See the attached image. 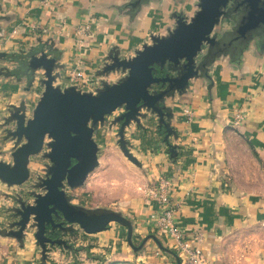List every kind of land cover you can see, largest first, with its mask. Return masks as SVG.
I'll list each match as a JSON object with an SVG mask.
<instances>
[{
    "label": "water",
    "instance_id": "water-1",
    "mask_svg": "<svg viewBox=\"0 0 264 264\" xmlns=\"http://www.w3.org/2000/svg\"><path fill=\"white\" fill-rule=\"evenodd\" d=\"M229 1L232 3L227 7ZM236 1L196 0L191 15L184 10L171 12L172 25L163 34H150V42L143 43L131 57H121L119 49L112 47L96 73L100 80L93 91H82L76 85H56L63 66L59 64L61 52L50 40L38 38L28 49L0 51L1 78L12 79L18 85L24 82L26 93L35 84L41 88L30 111L25 99L6 107L2 126H11L4 129V139L12 142L11 162L0 161V182L7 187L21 186L30 177V159L41 154L47 160L43 176H37L25 192L8 195L13 202L9 209L13 220L0 228V238H12L22 248L26 231L32 230L39 248L38 264L49 261L48 249L53 246L69 253L73 264H77L79 252L104 263L100 255L90 254L89 246L49 238L47 228L51 232L58 229L67 234L92 235L116 223L125 228L126 243L134 253L151 239L160 251L180 264L177 255L155 235H148L134 245L133 224L121 212L73 204L68 190L83 186L98 166L99 146L94 134L104 127L109 131L116 129L120 153L137 168L142 165L125 138L132 124L140 129H144L143 124L161 128L169 157L176 158V145L169 142L170 137L177 138L171 126L173 112L166 101L183 96L192 81L203 80L211 88L210 68L220 58L231 66L241 67L254 37H257L255 46L258 43L264 47V0H243L247 10L232 15ZM160 2L126 0L114 8L133 22L145 6ZM226 19L234 25L218 34L215 28ZM114 74L119 77L109 82L108 76Z\"/></svg>",
    "mask_w": 264,
    "mask_h": 264
},
{
    "label": "crops",
    "instance_id": "crops-1",
    "mask_svg": "<svg viewBox=\"0 0 264 264\" xmlns=\"http://www.w3.org/2000/svg\"><path fill=\"white\" fill-rule=\"evenodd\" d=\"M125 1L0 0V17H3L0 51L28 49L38 38L50 40L61 52L59 64L63 66L56 85H74L69 83L68 74L78 70L82 81L89 85L82 84V91H93L100 80L96 73L112 47L119 49L121 57H131L143 43H149L134 44L135 40L142 39L143 30L134 32L131 27L149 5L131 22L114 8ZM188 3L194 6L196 0ZM193 6L181 10L191 15ZM150 22L146 17L143 27L148 28ZM84 25L89 28L87 33L81 32ZM160 25H154L155 30L149 35L163 34L158 29ZM209 73L213 81L211 88L203 80L192 81L183 96L166 101L173 112L171 126L177 138L170 137L169 142L176 145V158L169 157L162 129L159 133L153 124H143L144 129L132 124L125 138L142 165L138 169L149 171L153 180L159 176L171 180L170 195L181 206L176 221L187 231L197 229L201 233L200 245L208 264H233L237 256L229 239L247 225L264 226V52L250 48L239 68L220 58ZM118 77L110 75L107 80L113 82ZM23 87L24 82L18 85L12 79L0 77V110L11 104L18 105L27 95L29 98ZM40 92H32L34 95L26 100L28 111ZM238 109L244 111L245 118L233 127V113ZM101 132L115 136L116 129L109 131L104 127L94 134L99 146L98 164L104 161L107 152L99 144ZM91 178L88 177L85 186L93 190ZM125 208L135 217L133 231L142 234V238L152 235L148 234V219L157 210L156 202L141 198ZM107 229L93 234L99 238L100 245L112 240ZM13 240H3L0 244L7 249L13 247L12 253H18L21 247ZM145 244V251L137 261L171 264L164 256L155 257L151 239ZM125 258L132 259L128 254Z\"/></svg>",
    "mask_w": 264,
    "mask_h": 264
},
{
    "label": "rangeland",
    "instance_id": "rangeland-1",
    "mask_svg": "<svg viewBox=\"0 0 264 264\" xmlns=\"http://www.w3.org/2000/svg\"><path fill=\"white\" fill-rule=\"evenodd\" d=\"M188 1L189 0H163L160 3L149 4V6L145 8L144 13L140 15L138 22L131 26L134 32H140L139 30L141 28L143 30V32H141L142 39L135 40L134 44L139 46L142 42H150L148 35L151 31L155 30L154 25L156 24H161V27L158 29L160 33H163L165 28L172 25V21L169 19L170 13L185 9L186 6L183 4L188 3ZM146 17L147 20H151L148 28H146L147 25L143 27V21ZM152 23H154V25H152ZM40 90L41 88L37 84L35 88L30 90L28 93L29 98L27 95L25 100L28 101L30 96L34 95V91L38 93ZM3 116H6L5 107L0 110V161L11 162L10 152L12 142L9 139H4V129L11 128V126H2ZM105 134V132H101V140L99 143L102 148L107 149L104 161L102 160V163H99L93 172L88 175V177H92L91 184L95 188L91 190L90 187H86L84 183L81 187L68 190V194L72 197V202L77 205H81L85 208H107L119 211L135 225V217L132 216V218L130 214L126 212L125 206L141 198L154 201L150 195V191L154 185L155 179L153 180L151 178L150 172L146 171V169H138L129 163L119 152L115 136H106ZM43 151H46V148H43ZM46 163L47 160L43 159L41 154L33 156L29 163L30 177L28 181L21 186L7 187L0 182V228L6 227V225L13 220L12 213L9 212L13 202L8 198V195L25 192L30 186V183H32L37 176L44 175L43 169ZM154 213H152L148 222H150ZM149 228L148 234L155 235L161 243L164 242L162 245L177 255L172 247L166 243L152 226L149 225ZM107 232L108 235H110L109 238L112 240H110L108 244L103 243L104 245H100L99 238L93 234L88 235L83 232L77 234L56 232V235L59 238L67 240V242L72 245L89 246L91 255H100L106 259L104 263H101L98 260L88 258L84 252H79L76 257L77 264H143L140 260L137 261L136 258L141 256V253H144L146 244L139 252L134 253L126 243L125 228L116 223H110ZM32 233V230L26 231L24 246L20 248L21 250L18 253H12L11 249L13 247H11V249L9 248V250L7 249L8 247L5 248L0 244V264H38L40 258L39 248L35 245ZM133 234L132 242L137 246L143 239L141 237L142 234L135 233V231H133ZM46 235L48 236V234ZM11 239L12 238H0V242L3 240L10 241ZM152 242L154 243L155 257L160 258L164 256L170 259L171 264H177L173 256L163 253L158 249L153 240ZM229 242H232L237 256V260L232 261L233 264H264V226L247 225L245 229L237 230L234 238H230ZM5 249L7 250L5 251ZM127 254L131 255V260L125 258ZM177 257L180 264H182L178 255ZM48 258L49 261L46 264L74 263L70 254L64 250H60L57 246L49 247Z\"/></svg>",
    "mask_w": 264,
    "mask_h": 264
},
{
    "label": "built area",
    "instance_id": "built-area-1",
    "mask_svg": "<svg viewBox=\"0 0 264 264\" xmlns=\"http://www.w3.org/2000/svg\"><path fill=\"white\" fill-rule=\"evenodd\" d=\"M96 1L98 0H90L92 3ZM82 31L87 33L89 31L88 26L84 25L81 28ZM68 80L69 83L76 85L79 89L83 87L82 84L89 87L87 83L82 81L78 70L70 71ZM244 118V111L236 110L232 117L233 127L239 126ZM171 187L172 183L169 178L159 176L155 179L150 195L157 204V210L150 220V226L172 247L182 264H208L207 257L200 245L203 239L201 233L197 229L187 231L181 228L176 221L181 206L172 199Z\"/></svg>",
    "mask_w": 264,
    "mask_h": 264
},
{
    "label": "flooded vegetation",
    "instance_id": "flooded-vegetation-1",
    "mask_svg": "<svg viewBox=\"0 0 264 264\" xmlns=\"http://www.w3.org/2000/svg\"><path fill=\"white\" fill-rule=\"evenodd\" d=\"M242 1L243 0H237L236 2V4H235V6H234V9H233V14L232 15H236V13L238 12V11H240V10H247V8H246V5H247V3H245V4H242ZM232 3V1H229L228 2V4H227V7H228V5H230ZM187 5H185V6H193V5H188L189 3H186ZM244 5V6H241V5ZM193 8H194V6H193ZM231 12V13H232ZM172 21V20H171ZM232 25H234V23L230 20V19H226L225 21H223L218 27H216L215 28V30L214 31H217L218 32V34L220 33V32H222V31H225V30H229L230 28H231V26ZM256 40H257V37H254L252 40H251V42H250V45H249V47L251 48V49H254V50H256V52L257 51H259V52H264V47H261V45L260 44H256L257 46H255V42H256ZM56 232H60L58 229H55L54 231H50L49 230V228H47V234H48V237L49 238H51V239H56V238H59L57 235H56Z\"/></svg>",
    "mask_w": 264,
    "mask_h": 264
},
{
    "label": "trees",
    "instance_id": "trees-1",
    "mask_svg": "<svg viewBox=\"0 0 264 264\" xmlns=\"http://www.w3.org/2000/svg\"><path fill=\"white\" fill-rule=\"evenodd\" d=\"M159 130V133H161V130L160 129H158ZM164 242H162V244H163Z\"/></svg>",
    "mask_w": 264,
    "mask_h": 264
}]
</instances>
